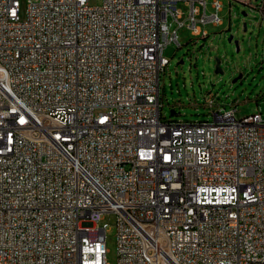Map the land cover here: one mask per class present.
Here are the masks:
<instances>
[{
	"label": "built area",
	"instance_id": "obj_1",
	"mask_svg": "<svg viewBox=\"0 0 264 264\" xmlns=\"http://www.w3.org/2000/svg\"><path fill=\"white\" fill-rule=\"evenodd\" d=\"M180 1L0 0V264H109L107 213L115 264H264V114H161L164 48L222 23Z\"/></svg>",
	"mask_w": 264,
	"mask_h": 264
},
{
	"label": "rangeland",
	"instance_id": "obj_2",
	"mask_svg": "<svg viewBox=\"0 0 264 264\" xmlns=\"http://www.w3.org/2000/svg\"><path fill=\"white\" fill-rule=\"evenodd\" d=\"M22 7L26 0H20ZM210 10V1L207 0ZM219 15L222 23L205 28L209 35H192L185 26L178 29L181 46L169 43L163 54L169 64L160 79L161 114L166 119L178 121L213 120L212 110L230 109L236 106V117L253 112L264 114V16L250 4L260 0H220ZM230 1V4H229ZM102 0H88L90 5H100ZM179 7L185 12L183 1ZM245 11L246 15L241 12ZM246 22V30H243ZM173 24L172 26H174ZM232 33L239 40V51L233 41H227ZM215 57L221 60L223 73H216ZM235 81H232L235 77ZM213 100L212 106L209 101ZM176 113L170 115V109ZM102 223H107L105 233L106 260L115 264L116 215L107 213Z\"/></svg>",
	"mask_w": 264,
	"mask_h": 264
},
{
	"label": "water",
	"instance_id": "obj_3",
	"mask_svg": "<svg viewBox=\"0 0 264 264\" xmlns=\"http://www.w3.org/2000/svg\"><path fill=\"white\" fill-rule=\"evenodd\" d=\"M241 13L243 15H246V12L245 11H242ZM243 30H246V22H243ZM227 41L230 42V43L233 41L234 46H235V51H239V40L237 38L236 39H233V34L232 33H230L228 35ZM214 59H215L214 71L216 73H223V69H222V67L220 65V63H221L220 58L219 57H215ZM240 76H241V74H239L237 77H235L232 81H235ZM175 113H176L175 109H173V108L170 109V115L171 116L174 115Z\"/></svg>",
	"mask_w": 264,
	"mask_h": 264
},
{
	"label": "flooded vegetation",
	"instance_id": "obj_4",
	"mask_svg": "<svg viewBox=\"0 0 264 264\" xmlns=\"http://www.w3.org/2000/svg\"><path fill=\"white\" fill-rule=\"evenodd\" d=\"M239 1H241V0H239Z\"/></svg>",
	"mask_w": 264,
	"mask_h": 264
}]
</instances>
